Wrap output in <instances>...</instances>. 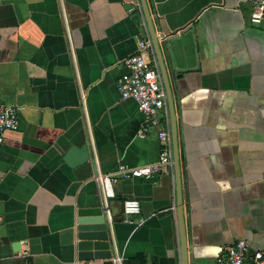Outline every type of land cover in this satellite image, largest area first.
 <instances>
[{
    "label": "crops",
    "instance_id": "0c3cea01",
    "mask_svg": "<svg viewBox=\"0 0 264 264\" xmlns=\"http://www.w3.org/2000/svg\"><path fill=\"white\" fill-rule=\"evenodd\" d=\"M255 1L145 0L155 33H176L178 77L167 71L192 264H215L237 240L264 249V17L250 21ZM136 2L0 0V103L19 119L0 143V264H181L170 166L112 184L110 246L78 247L79 211L98 205L94 178L155 162L161 148L155 129L137 137L142 114L117 89L123 60L149 36ZM167 112L159 128H170ZM128 197L141 206L131 221Z\"/></svg>",
    "mask_w": 264,
    "mask_h": 264
},
{
    "label": "built area",
    "instance_id": "2783aa9c",
    "mask_svg": "<svg viewBox=\"0 0 264 264\" xmlns=\"http://www.w3.org/2000/svg\"><path fill=\"white\" fill-rule=\"evenodd\" d=\"M141 15L142 9L139 0L135 3ZM264 17V0H256L250 14V21L259 23ZM145 25V21L143 18ZM152 54L153 60L148 61L144 53ZM127 72L123 73L117 80V89L123 99H133L142 114V123L137 131V137L145 138L152 130H156V136L161 148L155 162L141 166H129L126 163L118 164L115 172L110 174H98L96 182V195L98 205L106 216L110 217L111 198L114 197L112 184L119 179L143 178L151 179L158 175L165 166L173 167L172 145L170 128H159V116L163 111L167 115L166 94L161 82V76L151 40L139 39L137 51L127 56L124 60ZM19 125L18 108L12 105L0 103V143L4 140L6 130H16ZM175 212V206L171 207ZM141 211L140 202L136 198H124L122 200V212L126 221H131L132 216ZM122 257L112 258L113 264H121ZM215 264H264V249L249 251V245L245 240H237L226 252L216 258Z\"/></svg>",
    "mask_w": 264,
    "mask_h": 264
},
{
    "label": "water",
    "instance_id": "95a60500",
    "mask_svg": "<svg viewBox=\"0 0 264 264\" xmlns=\"http://www.w3.org/2000/svg\"><path fill=\"white\" fill-rule=\"evenodd\" d=\"M141 4V9L144 17L145 24L149 31V37L155 54V59L159 67L162 86L166 94V106L169 111L170 118V134H171V145H172V162L173 170L175 175V188H176V215H177V225H178V234H179V243H180V259L181 264H192V261L189 258L187 253V245L185 241V225L183 221V204H182V177L179 170V154L177 149V132L175 127V118L173 110V99L171 95L170 82L168 77V71L172 75V78L175 79L178 76L174 74L178 68L173 64L171 56V43L172 40L176 37L175 32L165 34L163 37L158 36L153 29L151 23V18L147 9L145 0H139ZM160 27V26H159ZM159 32H162V28L158 29ZM162 35V34H161ZM143 37L140 36L139 39ZM165 51L169 54L168 67L163 60L162 52ZM75 151L74 148L69 150L68 155L72 154ZM79 219L77 222V238L79 240L78 247L79 249H96L98 248V243L105 246H110V240L107 229V216L103 213L99 205L85 208L79 211ZM89 247H85V246ZM92 246V247H91ZM84 247V248H83ZM95 255H98L97 253ZM91 258V257H90ZM111 263L113 264L112 258Z\"/></svg>",
    "mask_w": 264,
    "mask_h": 264
}]
</instances>
